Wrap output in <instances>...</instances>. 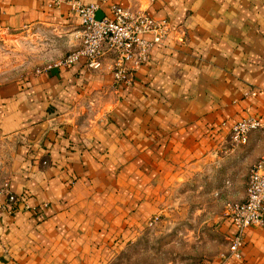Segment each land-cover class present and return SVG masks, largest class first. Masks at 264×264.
Wrapping results in <instances>:
<instances>
[{
    "label": "crops",
    "instance_id": "1",
    "mask_svg": "<svg viewBox=\"0 0 264 264\" xmlns=\"http://www.w3.org/2000/svg\"><path fill=\"white\" fill-rule=\"evenodd\" d=\"M67 1L0 0V34L52 30L73 51L82 27ZM75 1L172 32L128 86L113 83L109 56L0 84V188L17 198L0 209V264H108L192 190L233 191L224 209L241 200L264 155V0ZM248 118L262 126L233 143L230 127ZM217 225L225 244L211 264H264V212L238 259L230 224Z\"/></svg>",
    "mask_w": 264,
    "mask_h": 264
},
{
    "label": "built area",
    "instance_id": "2",
    "mask_svg": "<svg viewBox=\"0 0 264 264\" xmlns=\"http://www.w3.org/2000/svg\"><path fill=\"white\" fill-rule=\"evenodd\" d=\"M67 4L78 16L82 27L79 46L52 66H68L83 59L88 67L96 69L100 60L109 56V71L115 84L128 86L132 73L147 61L150 48L172 32L166 20H155L141 12L113 6L108 17L96 18L98 4L83 5L75 0H69ZM261 126L256 119H243L230 127V140L244 144L247 134ZM16 201L6 187L0 188V209L12 211ZM263 212L264 155L248 169L244 197L228 204L223 211L224 219L231 226L227 245L229 256L239 258L244 230L262 226Z\"/></svg>",
    "mask_w": 264,
    "mask_h": 264
},
{
    "label": "rangeland",
    "instance_id": "3",
    "mask_svg": "<svg viewBox=\"0 0 264 264\" xmlns=\"http://www.w3.org/2000/svg\"><path fill=\"white\" fill-rule=\"evenodd\" d=\"M59 37L52 30L1 33L0 84L62 60L71 51L66 52ZM214 191L207 190L206 196L190 191L108 264H202L211 260L225 244L217 225L224 220V203L235 201L233 191L227 195V190H219L221 201L215 199Z\"/></svg>",
    "mask_w": 264,
    "mask_h": 264
}]
</instances>
